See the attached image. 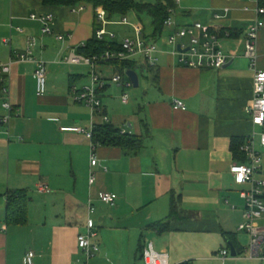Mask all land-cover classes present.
I'll list each match as a JSON object with an SVG mask.
<instances>
[{
	"label": "crops",
	"instance_id": "crops-1",
	"mask_svg": "<svg viewBox=\"0 0 264 264\" xmlns=\"http://www.w3.org/2000/svg\"><path fill=\"white\" fill-rule=\"evenodd\" d=\"M258 7V2L248 0L175 2L171 17L178 27L200 23L217 32L229 62L222 70L184 67L168 44L175 29L165 27L158 39L147 37L158 43L159 64L146 77L153 84L152 93L134 108L130 99L128 103L122 99L134 88L127 86L129 77L121 85L112 82L121 73L117 67L102 63L92 68L67 61L80 57L78 49L94 39L97 9L48 7L44 0H0V63L26 51L28 38L35 37L34 55L48 67V91L39 96L36 66L13 65L11 135L0 134V264H28L30 252L35 264H144L142 247L148 241L157 252L168 254L170 264H264L248 258L250 237L239 231L244 222L240 193L248 187L238 185L230 171L238 163L232 140L262 131L247 115L254 100V74L245 57L249 31L256 20H264L256 14ZM34 14L54 16L53 35H42V25L30 19ZM135 18L134 26L144 31L145 22L150 28V19L142 23ZM120 21L108 26L115 36L113 28L122 27L116 24ZM149 32L146 35L151 36ZM124 39L114 40L121 44ZM258 50L259 69L264 71V29ZM93 71L108 81L101 93L108 123L123 133L146 136L137 154L97 147V167L91 165L92 141L85 134L63 131H93L107 124L103 115L75 102V92L92 85ZM176 100L185 103V111L175 110ZM4 114L0 106V120ZM41 185L51 192L41 193ZM18 190L32 197L28 223L8 225L7 194ZM102 192L119 197L116 207L99 202ZM90 199L96 208L91 217L100 245L92 259L78 245L79 235L86 232ZM173 199L179 201V217L169 232L160 234L152 227L170 216ZM225 233L236 236L237 257L231 255ZM224 250L230 253L226 260L220 256Z\"/></svg>",
	"mask_w": 264,
	"mask_h": 264
},
{
	"label": "built area",
	"instance_id": "built-area-1",
	"mask_svg": "<svg viewBox=\"0 0 264 264\" xmlns=\"http://www.w3.org/2000/svg\"><path fill=\"white\" fill-rule=\"evenodd\" d=\"M181 0H175L180 3ZM259 3V0H248ZM171 14L173 10L170 11ZM96 21L98 29L96 37L98 40L116 38L114 33L108 31V26L113 24L108 20L107 11L98 8L96 12ZM258 16H264V8L258 7L256 10ZM31 20L39 22L42 25V35L54 34V16L51 14L37 15L30 17ZM216 19H222V16L216 15ZM116 24L131 26L135 30V38H127L121 43V49L109 51L100 57L86 58L83 56H71L67 61L71 63H84L95 68L97 65L107 62L127 61L141 59L143 63L151 68H156L159 64L160 48L158 43L144 37L140 28L131 24L126 17H123ZM166 28H174L175 31L168 37V44L173 47L174 55L178 57L181 65L192 69H213L222 70L229 62V57L223 51V45L220 35L205 28L202 24L196 23L192 26L178 27L176 21L170 17L165 22ZM264 29V20H256L249 31L245 41V57L249 60L250 70L254 74L253 92L254 100L251 106L247 108V115L254 127H259L260 134L253 133L246 140L242 150L246 155V163H235L231 166V173L238 185L247 186L248 189L240 193L244 202L243 218L244 222L240 225L239 231L244 232L250 237L248 248V258L264 262V71L259 69V36ZM20 33L23 30L17 29ZM62 39V37H59ZM37 45L35 37H29L27 40V49L24 52H15L14 58L7 64L0 63V106L4 111L1 118L0 134L10 133V126L14 117L15 108L11 99V78L13 65L16 63H31L36 66L35 80L39 96H45L48 91V67L45 61L36 57L33 48ZM181 47V51L178 48ZM92 85L75 92V102L83 104L90 108L94 113L103 115L105 122L109 119L104 115V106L101 93L107 88L108 81L101 78L95 71L91 76ZM122 74H116L112 82L122 84ZM133 87L132 82L127 85ZM123 102H129V95H123ZM175 110L185 111V103L181 100L174 102ZM64 132H74L85 134L92 141V131L83 128H64ZM259 137V143L257 138ZM97 146L92 142L91 145V165L97 167L100 160L96 154ZM107 171V168H105ZM96 182L95 175H91L90 184ZM41 193H50L46 185L39 187ZM101 204L114 208L117 205L119 197L116 194L102 192L98 196ZM96 208L94 201L90 199L88 203L89 220L87 222L86 232L79 235L78 245L80 250L88 259L94 258L100 252V245L96 242L99 234L97 226L92 219ZM220 256L223 260L230 257L229 251H222ZM35 254L30 252L27 255V263L35 264ZM144 264H170L169 256L165 253H159L155 250L154 244L150 241L146 243L143 252Z\"/></svg>",
	"mask_w": 264,
	"mask_h": 264
},
{
	"label": "trees",
	"instance_id": "trees-1",
	"mask_svg": "<svg viewBox=\"0 0 264 264\" xmlns=\"http://www.w3.org/2000/svg\"><path fill=\"white\" fill-rule=\"evenodd\" d=\"M44 5L48 7L75 8L82 5H91L95 9L103 8L107 11L110 22L115 19L135 15L139 21L144 22L145 18L151 20L150 28L144 25V37H153L158 39L165 31V22L171 17V10L175 9V0H156L155 4L143 3L138 0H44ZM260 7L264 8V0H259ZM147 30H150L146 35ZM121 49V44L115 40H98L96 35L94 39L78 49V55L86 58L100 57L109 51ZM105 64L117 67L123 79H127V72L138 70H152L153 68L140 64L134 60L107 62ZM106 90V89H105ZM104 90V91H105ZM103 91V92H104ZM143 127L147 129L146 121H143ZM1 125V121H0ZM92 142L97 147L119 148L127 153L137 154L145 146V137H138L132 134L123 133L119 128L112 124L97 126L92 131ZM246 138H234L231 142V150L234 159L238 163L246 162V155L242 148L246 144ZM32 197L28 191H11L7 194L6 222L8 225H25L28 223L29 207ZM179 201L173 199L170 216L161 223L152 227L154 231L164 234L170 231L173 221L179 217ZM226 240L237 248V239L234 234L225 233ZM145 247H142V254ZM238 249V248H237ZM241 253V252H240Z\"/></svg>",
	"mask_w": 264,
	"mask_h": 264
},
{
	"label": "rangeland",
	"instance_id": "rangeland-1",
	"mask_svg": "<svg viewBox=\"0 0 264 264\" xmlns=\"http://www.w3.org/2000/svg\"><path fill=\"white\" fill-rule=\"evenodd\" d=\"M136 16L130 15L127 17L128 21L132 24L136 23ZM122 19V18H121ZM146 19V18H145ZM114 31L117 33V40L122 41L124 38H134L135 30L131 26H122L114 27ZM115 34V33H114ZM125 40V39H124ZM148 69H145L144 72L141 70L138 71L140 77V88H132L128 90L130 102H132L133 107L137 106V101L140 99H146V97L152 93L153 84L149 83L146 77L149 75ZM116 90V87L113 86V91Z\"/></svg>",
	"mask_w": 264,
	"mask_h": 264
},
{
	"label": "water",
	"instance_id": "water-1",
	"mask_svg": "<svg viewBox=\"0 0 264 264\" xmlns=\"http://www.w3.org/2000/svg\"><path fill=\"white\" fill-rule=\"evenodd\" d=\"M178 50L181 51V47H179ZM127 76L131 80L134 88H139V86H140V79H139V75L137 74V72H135V71H129V72H127ZM231 255L233 257H237L238 256V254H237V252H236V250H235V248L233 246L231 247Z\"/></svg>",
	"mask_w": 264,
	"mask_h": 264
}]
</instances>
